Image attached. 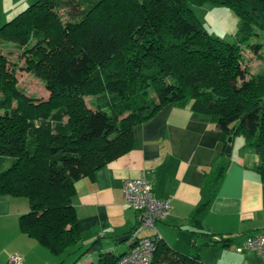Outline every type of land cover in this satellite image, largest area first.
Masks as SVG:
<instances>
[{
    "label": "trees",
    "instance_id": "16d2710c",
    "mask_svg": "<svg viewBox=\"0 0 264 264\" xmlns=\"http://www.w3.org/2000/svg\"><path fill=\"white\" fill-rule=\"evenodd\" d=\"M208 3L238 18L232 42L207 32L195 16L192 7ZM261 30L264 0H35L0 26V48L4 41L24 44L27 69L50 93L35 102L19 91L0 50V160L8 162L0 168V197L28 200L20 231L53 256L78 245L74 183L127 153L133 128L167 105L189 106L213 121L225 147L243 136L264 184V54L248 43ZM244 45L261 70L249 69ZM104 94L110 102L87 107L86 97ZM209 204L192 217L190 250L176 252L159 239L149 264H206L202 246H229L232 238L212 241L204 232ZM136 240L114 253L102 252L98 238L83 253L97 251L95 262L84 264H118Z\"/></svg>",
    "mask_w": 264,
    "mask_h": 264
},
{
    "label": "crops",
    "instance_id": "0c3cea01",
    "mask_svg": "<svg viewBox=\"0 0 264 264\" xmlns=\"http://www.w3.org/2000/svg\"><path fill=\"white\" fill-rule=\"evenodd\" d=\"M34 1L0 0V25ZM249 63L253 73L263 65L255 59ZM236 138L227 154L224 136L213 121L189 106H164L152 119L133 128L127 153L74 183L71 203L80 242L90 245L100 238L102 248L105 244L116 251L120 237L132 236L129 247L135 238L158 233L171 249L185 254L195 230L192 217L208 200L201 224L212 241L232 238L238 247L247 236L264 235V184L255 171L258 156ZM221 168L222 176L215 184ZM142 178L150 183L157 200L169 203L168 213L155 224V231L140 227L139 215L123 196L126 181ZM29 210L26 198L0 197V264H10L13 255L21 257L20 264H56L52 254L20 231L19 219ZM196 243L201 245L204 240L196 238ZM238 254L244 255V263L259 260L264 264L252 252Z\"/></svg>",
    "mask_w": 264,
    "mask_h": 264
},
{
    "label": "rangeland",
    "instance_id": "374dc122",
    "mask_svg": "<svg viewBox=\"0 0 264 264\" xmlns=\"http://www.w3.org/2000/svg\"><path fill=\"white\" fill-rule=\"evenodd\" d=\"M192 10L207 32L228 42H232L234 40L235 34L238 31V18L231 10L209 3L202 6H194L192 7ZM27 41L29 44L33 43L31 38H29ZM248 43L260 44L264 54V30L258 31V34L252 36L248 40ZM19 44L20 43L13 41L3 42L0 50L6 59V69L15 79V87L19 91L24 93L25 96L33 99L35 102L44 101L50 95L49 91L46 89V83L44 80L36 77L31 71L27 69L25 64V58L27 55L25 53L26 49L24 44ZM246 49L247 47L244 45L242 48L243 57L247 59L248 67L250 66L251 68H254L249 63V59L250 61L252 59L249 58L248 55L251 56V54ZM262 68L263 65L258 69V71ZM150 98H153L152 94L150 95ZM110 100L111 96L109 94H104L98 99L94 97H86L85 103L87 107L94 109L98 101L110 102ZM105 109L108 110V108ZM63 121L64 119H61V122ZM53 123H55L54 120ZM238 141H241L242 144H245V138H243L241 135L237 136L236 142L238 143ZM3 166H8V162L5 160H0V168ZM140 234L143 236L142 231H140ZM103 246L104 247L101 250L102 252L109 250L106 248L105 244ZM115 246L116 251H114V253L123 252L127 250L128 243H118L115 244ZM88 247V244L86 245L85 243L80 242L78 245L68 248L62 255L54 256L56 264H84L85 262H95L97 258V251L91 254H83ZM235 248L236 247L234 243H231L227 247H222L221 244H212L209 249L202 246L199 251V258L206 264H248L246 262L244 263V255L238 254ZM250 262L252 264H260L259 260H250Z\"/></svg>",
    "mask_w": 264,
    "mask_h": 264
},
{
    "label": "built area",
    "instance_id": "2783aa9c",
    "mask_svg": "<svg viewBox=\"0 0 264 264\" xmlns=\"http://www.w3.org/2000/svg\"><path fill=\"white\" fill-rule=\"evenodd\" d=\"M123 196L126 204L139 215L142 229L155 231V224L164 219L169 203L157 200L150 183L145 179L128 180L123 184ZM160 236L137 238L134 246L118 261V264H149L155 250V242ZM237 253L252 252L264 263V235L247 236L235 248ZM21 257L13 255L10 264H20Z\"/></svg>",
    "mask_w": 264,
    "mask_h": 264
},
{
    "label": "water",
    "instance_id": "95a60500",
    "mask_svg": "<svg viewBox=\"0 0 264 264\" xmlns=\"http://www.w3.org/2000/svg\"><path fill=\"white\" fill-rule=\"evenodd\" d=\"M231 141V138H228V142ZM225 153L229 154L230 153V147H227L225 149ZM131 236L130 235H126V236H123V237H120L118 238V242L119 243H124V242H127L128 240H130Z\"/></svg>",
    "mask_w": 264,
    "mask_h": 264
}]
</instances>
